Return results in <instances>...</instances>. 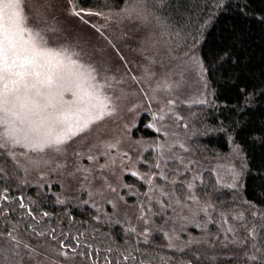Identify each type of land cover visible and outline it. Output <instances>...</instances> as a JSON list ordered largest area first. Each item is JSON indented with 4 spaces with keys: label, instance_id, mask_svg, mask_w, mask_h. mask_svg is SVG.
<instances>
[{
    "label": "rangeland",
    "instance_id": "374dc122",
    "mask_svg": "<svg viewBox=\"0 0 264 264\" xmlns=\"http://www.w3.org/2000/svg\"><path fill=\"white\" fill-rule=\"evenodd\" d=\"M135 4L115 15L77 16L74 0H26L28 26L41 30L48 46L68 48L69 54L78 52L80 62L96 68L95 82L111 97L116 111L63 145L61 151L16 146L12 160L24 181L47 182L50 190L59 182L63 197L87 201L98 217L114 215L143 234L164 228L172 234V244H199L209 237L206 227L210 223L229 226L228 217L234 213L209 208L195 189L209 182L208 176L219 185H235L239 163L232 153L200 156L205 150L199 147L193 122L186 117V109L207 98L200 59L195 51L177 57L163 54L166 38L159 25ZM64 98L73 99L71 93ZM140 118L149 135L138 131L135 135ZM161 190L166 194L161 195ZM203 217L206 227L200 224ZM235 220H230L233 230ZM184 227L196 231L192 232L195 236L183 231ZM0 231L6 230L0 227ZM45 247H37L47 256L36 251L34 264L65 263L56 257L58 252Z\"/></svg>",
    "mask_w": 264,
    "mask_h": 264
},
{
    "label": "trees",
    "instance_id": "16d2710c",
    "mask_svg": "<svg viewBox=\"0 0 264 264\" xmlns=\"http://www.w3.org/2000/svg\"><path fill=\"white\" fill-rule=\"evenodd\" d=\"M133 3L159 25L166 38L163 54L177 57L195 51L200 59L207 98L186 109L187 120L193 122L198 145L205 150L200 156L232 153L239 175L235 185H219L207 175L209 182L197 186L195 193L219 213L232 210L228 224L231 227L230 220L236 217L234 230L223 223L206 227L203 217L200 224L210 231L209 237L199 244H172V234L164 228L143 234L114 215L96 216L98 211L87 201L63 197L59 182L50 190L47 182L24 181L13 158L0 156V193L10 197L7 203L0 200L5 209L0 227L6 230L0 231V264H34L36 251L46 255L37 248L40 245L58 252L56 257L64 264H97V260L103 264L104 256L117 264H264V0H74V9H83L82 14L115 15ZM144 122L140 118L135 135L137 131L149 135ZM20 197L25 208L19 207ZM31 206L49 213L37 216L43 236L26 227L36 225L26 213ZM183 231L196 233L186 227ZM62 235L68 244L90 243L91 248L81 247L78 252L95 249L96 259L61 249ZM76 236L79 241L72 239ZM122 253L136 259L124 261ZM253 254L255 261L249 258ZM56 257L50 260L57 261Z\"/></svg>",
    "mask_w": 264,
    "mask_h": 264
},
{
    "label": "snow or ice",
    "instance_id": "6c2138e0",
    "mask_svg": "<svg viewBox=\"0 0 264 264\" xmlns=\"http://www.w3.org/2000/svg\"><path fill=\"white\" fill-rule=\"evenodd\" d=\"M25 2L0 0V156H7L9 160L15 156L13 149L16 146L33 151L46 148L61 151L63 145L116 111L111 97L105 95L101 91L102 86L95 82L98 76L96 68L80 62L78 52L69 54L68 48L57 50L48 46L41 30L28 26L30 17L25 12ZM83 11L81 9L74 14L79 16ZM65 93H71L73 99L66 100ZM164 178L168 179L167 175ZM188 186L191 187V184ZM160 194L166 193L161 190ZM149 199L151 201V197ZM0 200L7 203L10 197L0 193ZM18 203L20 208H25L23 197L18 198ZM26 213L36 222L35 226L28 224L26 227L37 235H45L37 216L48 217L49 213L38 212L34 206L27 208ZM0 214H5L2 205ZM50 231L54 233L55 229ZM254 232L255 229L249 236ZM7 235L19 243L12 232ZM72 239L79 241L80 237ZM252 246L256 247L255 244ZM81 247L91 248L92 245L88 242L68 244L61 236V249L96 259L97 250L78 252ZM107 251L111 252L112 248ZM62 254L67 257V252ZM121 255L124 261L136 259L130 253ZM249 258L253 261L257 259L254 254ZM97 264L101 262L97 260ZM103 264L117 262L104 256Z\"/></svg>",
    "mask_w": 264,
    "mask_h": 264
}]
</instances>
